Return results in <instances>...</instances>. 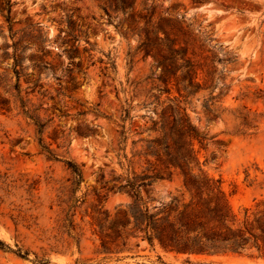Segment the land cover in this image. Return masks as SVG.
Here are the masks:
<instances>
[{
    "label": "rangeland",
    "instance_id": "rangeland-1",
    "mask_svg": "<svg viewBox=\"0 0 264 264\" xmlns=\"http://www.w3.org/2000/svg\"><path fill=\"white\" fill-rule=\"evenodd\" d=\"M115 1L0 0V73L15 82L10 64L13 43L19 39L20 45L31 46L24 52L28 72L33 70L30 54L39 44L52 65L43 70V85L32 102L46 125L43 140L58 155L47 157L30 118L14 108L0 109V170L21 178L18 183L38 180L30 195L18 190L0 206V264H38L37 257L47 260L43 264H187L186 255L165 252L157 244L151 247L142 233L133 235L128 228L121 237L105 239L109 248L103 249L97 216L108 214V224L131 202L126 192L110 190L111 183H105L127 169L118 122L121 108L128 105L126 154L136 170L147 163L133 156L141 145L133 147L132 141L157 135L147 128L170 97L205 137L193 140L194 151L201 168L221 181L233 211L264 198V0H130L134 8L125 14ZM158 27L163 29L158 31L162 52L166 32L199 64L197 77L203 85L194 94L189 95L188 88L177 91L188 83L180 75L185 69L164 84L155 77L158 68L151 75L152 56L136 52L146 29ZM209 72L212 80L205 83ZM20 81L22 88L28 85L23 77ZM213 108L249 111L256 115L257 129L251 135L234 134L231 116L215 119L208 110ZM67 160L82 172L69 201L78 199L73 230L65 219L69 208L58 199L67 201L71 194L65 191L71 177ZM150 196L155 205L172 197L188 199L177 172L154 181ZM12 208H20L25 217L17 225L8 217L15 213ZM204 260L264 264L263 256L249 253L193 261Z\"/></svg>",
    "mask_w": 264,
    "mask_h": 264
},
{
    "label": "trees",
    "instance_id": "trees-1",
    "mask_svg": "<svg viewBox=\"0 0 264 264\" xmlns=\"http://www.w3.org/2000/svg\"><path fill=\"white\" fill-rule=\"evenodd\" d=\"M116 9L124 14L128 8H134L130 0H116ZM149 22V21H148ZM148 26V25H147ZM160 27L156 30L146 29L144 39L136 48V52H143V56L151 55L154 69L159 72L155 76L159 82L168 84L171 77L181 72V78H188L187 85L182 88L177 87V91L186 90L189 95L194 94L202 85L198 81L197 72L199 64L187 55V49L177 46L176 41L169 39V34L165 32L163 39L167 41L166 52H162L161 37L158 34ZM152 32V35L149 34ZM22 39L13 43L12 63L10 67L13 71L15 82L7 77L5 72L0 73V109L10 111L12 108L18 110V114L30 118L36 132L39 134L38 143L48 158L58 159L57 153L50 147V143H45L43 133L46 128L45 123L35 114L32 97L35 95L37 87H42L41 74L47 67H52L43 53V45H36V51L30 54V64L32 72H28V66H24V52L30 48L29 43L20 45ZM40 52V54H38ZM6 55V53H4ZM180 60V61H178ZM54 67V66H53ZM212 72H209V79L212 80ZM28 85L22 88L20 78ZM152 77V76H148ZM58 79V77H57ZM73 87H76L73 84ZM169 88L165 92H169ZM9 93L5 96L2 92ZM47 92L46 90H43ZM221 93V92H220ZM45 95V94H44ZM213 98L214 96H210ZM168 104L162 108L156 120H151V125L147 128L156 132V136L132 141L133 147L140 143L141 149H136L133 156L144 158L146 167L136 170L131 165V160L127 158L126 142L127 130L125 120L130 118L129 105L122 107L119 115V143H123L122 156L127 160L126 172L113 176L110 180V190L126 192L131 197L128 209L116 213L114 219H110L106 224L109 215L97 216L96 222L103 244V249L108 250L105 239L121 237L125 229L130 233H142L143 238L153 247L156 244L165 252H172L178 255H186L187 264H216L212 261H193L198 257H212L227 253L232 254H256L264 257V198L256 201L252 206H245L241 211L235 212L230 206L228 199L221 188V181L209 176L200 166L198 158L193 148V140H205L204 136L197 134L196 127L185 113L184 108L176 101L168 97ZM215 119L225 120L231 116L233 121L232 133L238 135H251L257 129L256 115L243 109L218 110L208 109ZM97 115L111 119L99 109H95ZM56 141L57 137H52ZM62 145L57 144V147ZM70 171V186L65 191H70L67 201L59 199V205L65 202L68 211L65 219L68 220L69 229H74L73 215L77 207L78 199L73 203L69 201L73 196V191L80 185L82 172L79 165L72 161H65ZM122 166V162H120ZM177 172L181 177L182 187L188 193V199L182 200L179 197H172L167 203L159 205L153 204L154 198L150 196L151 185L159 179H170L172 173ZM21 178H15L7 171L0 170V206L6 199L15 196L16 191L23 189L27 195L36 189L38 180L29 181L27 178L22 182ZM62 192V190H60ZM13 201L9 202L11 205ZM70 209L72 212L69 213ZM15 213L8 214L9 219L17 225L20 220H25L21 214V209H11ZM109 230V231H108ZM125 238V237H124ZM0 240V247L4 246ZM21 257L27 256L18 253ZM38 264H43L45 258L35 259Z\"/></svg>",
    "mask_w": 264,
    "mask_h": 264
}]
</instances>
